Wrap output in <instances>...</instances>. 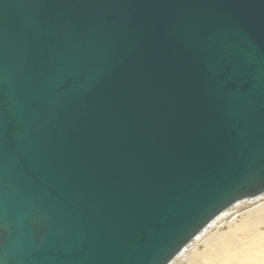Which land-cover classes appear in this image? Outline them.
Instances as JSON below:
<instances>
[{"label":"water","instance_id":"obj_1","mask_svg":"<svg viewBox=\"0 0 264 264\" xmlns=\"http://www.w3.org/2000/svg\"><path fill=\"white\" fill-rule=\"evenodd\" d=\"M264 197V0H0V264H172Z\"/></svg>","mask_w":264,"mask_h":264},{"label":"bare ground","instance_id":"obj_2","mask_svg":"<svg viewBox=\"0 0 264 264\" xmlns=\"http://www.w3.org/2000/svg\"><path fill=\"white\" fill-rule=\"evenodd\" d=\"M244 222L241 229L246 233L251 230V235L256 232L259 225H264V217ZM252 239L250 242L243 239L241 241L236 238L234 232L208 238L205 241L207 249L195 257H188V261L190 264H200V261L203 264H264V244L254 242Z\"/></svg>","mask_w":264,"mask_h":264},{"label":"rangeland","instance_id":"obj_3","mask_svg":"<svg viewBox=\"0 0 264 264\" xmlns=\"http://www.w3.org/2000/svg\"><path fill=\"white\" fill-rule=\"evenodd\" d=\"M263 217H264V197L254 201L253 203L237 207L232 213L224 215L223 217L218 219L214 224V226L210 229V231H208L190 249L185 251L181 256H179L176 260H174L172 264H190L188 261V257H195L197 254L204 252L207 249L205 241L208 238L220 236L228 232H234L236 238H238L241 241L243 239V241L245 240L246 242H250L251 238H253L252 240L254 242H259L260 244L263 245L264 244L263 224L259 225L255 230L256 232L251 235H250V233H252L251 230H248L246 233V231L244 232L241 229L243 224L245 223L244 221H254L259 218L262 219ZM257 232L260 235H258ZM198 258L201 260L200 256ZM200 264H203L202 261H200Z\"/></svg>","mask_w":264,"mask_h":264}]
</instances>
